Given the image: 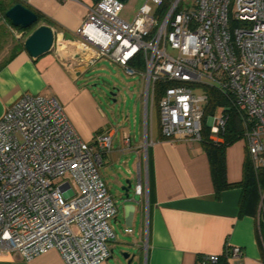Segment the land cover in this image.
Segmentation results:
<instances>
[{
	"label": "built area",
	"instance_id": "built-area-1",
	"mask_svg": "<svg viewBox=\"0 0 264 264\" xmlns=\"http://www.w3.org/2000/svg\"><path fill=\"white\" fill-rule=\"evenodd\" d=\"M122 8L121 0H95L71 37L53 29L50 52L75 78L102 58L139 74L145 127L149 102H155L160 134L168 139L201 140L205 128L221 141L228 105L221 104L219 116L207 113L216 91L241 115L254 168L264 167V0H144L131 22L120 17ZM116 132L109 127L83 140L53 96L24 93L4 109L0 253L15 251L28 260L56 248L63 264L110 257L116 204L99 167ZM122 135L128 142L129 134ZM136 191L142 192L140 182ZM262 202L264 194L257 212L264 225ZM241 255L240 246L228 245L196 264Z\"/></svg>",
	"mask_w": 264,
	"mask_h": 264
},
{
	"label": "crops",
	"instance_id": "crops-1",
	"mask_svg": "<svg viewBox=\"0 0 264 264\" xmlns=\"http://www.w3.org/2000/svg\"><path fill=\"white\" fill-rule=\"evenodd\" d=\"M21 1L44 17L40 24L71 37L95 0ZM51 53L33 58L22 49L0 68V115L29 93L55 97L75 131L87 142L94 133L116 127L89 91L77 84L79 77L75 78ZM83 93L87 100L82 99ZM127 133L128 142L116 132L113 147L99 167L116 204L110 220L116 237L109 243L113 257L98 264H126L114 258V243L120 241L117 226L134 237L140 250L130 264H196L203 255L220 254L228 245L240 246L242 255L222 259L219 264H264V225L258 213L240 214L239 187L224 189L217 196L201 140L168 139L160 131L150 140L144 131L143 138L137 140ZM246 152L240 138L226 146L229 182L241 180ZM126 181L130 184L128 195ZM138 182L141 193L136 191ZM125 228L132 232L125 233ZM0 264H63V259L56 248L28 260L15 251L3 250Z\"/></svg>",
	"mask_w": 264,
	"mask_h": 264
},
{
	"label": "rangeland",
	"instance_id": "rangeland-1",
	"mask_svg": "<svg viewBox=\"0 0 264 264\" xmlns=\"http://www.w3.org/2000/svg\"><path fill=\"white\" fill-rule=\"evenodd\" d=\"M143 1H122L123 8L120 17L127 22H131L138 11L140 3ZM192 1L183 0V2H188V4H191ZM20 2L25 4L23 1ZM148 5L153 12L155 4L152 1H148ZM36 25H40V22ZM35 26L30 27L28 31L20 30L8 23L0 12V29L3 28V34H0V60L7 58L11 51L15 49L16 44L23 42ZM51 55L53 54L51 53ZM77 84L85 87L89 91V94L95 99L100 110L107 116L110 123L116 126L118 136H121L123 132H129L132 137L137 136V140H139L140 136L143 138L146 129L147 137L150 140L155 137L157 131H160L155 102L153 105L149 102L145 127L144 98L142 96L144 83L139 74H135L134 76L128 75L120 65L113 63L108 58H102L78 78ZM197 92H200V90ZM111 93L114 95L112 96ZM113 98L115 101H113ZM82 99L87 100L88 95L83 93ZM223 110V105L219 103L215 104V116L221 115ZM240 140L246 145L243 137ZM262 194H264V186L259 188L257 212L261 203ZM115 231L118 233L120 241L119 243H114V258L118 257L120 259V251H126L130 254H135L140 251L136 246L137 243H134V237L125 235L118 226L115 228Z\"/></svg>",
	"mask_w": 264,
	"mask_h": 264
},
{
	"label": "trees",
	"instance_id": "trees-1",
	"mask_svg": "<svg viewBox=\"0 0 264 264\" xmlns=\"http://www.w3.org/2000/svg\"><path fill=\"white\" fill-rule=\"evenodd\" d=\"M21 0H0V12L3 14L4 18L8 23L11 24L10 20L5 17L6 10L11 7L16 2ZM30 8L27 4H24ZM165 7L162 8V10ZM31 9V8H30ZM32 10V9H31ZM34 11V10H33ZM38 15V22L45 21L44 17L34 11ZM37 26V25H36ZM35 26V27H36ZM20 30V27H16ZM60 29V27H58ZM3 29V28H2ZM2 29H0V34H3ZM68 35V34H66ZM24 49L23 42L16 44L15 49L11 51L9 56L5 59L0 60V68L11 59L19 50ZM212 96L210 98L209 104L207 106V113H213L215 104H227L228 105V122L226 128L222 134L221 141H213L208 136V131L204 128L203 136L201 138L202 145L208 154L211 175L215 185L217 196L218 194L229 187H239L241 189V196L239 200V211L241 215H255L257 213V205L259 202V188L264 186V167L254 168L252 161L249 157L248 151L246 152L245 159L243 162V173L240 181L229 182L226 177V164H225V148L227 145L241 138L243 130V122L241 120V115L232 106L229 98H224L219 95L216 91H211ZM158 99V95L156 100Z\"/></svg>",
	"mask_w": 264,
	"mask_h": 264
},
{
	"label": "water",
	"instance_id": "water-1",
	"mask_svg": "<svg viewBox=\"0 0 264 264\" xmlns=\"http://www.w3.org/2000/svg\"><path fill=\"white\" fill-rule=\"evenodd\" d=\"M124 1V0H121ZM5 17L10 20L11 25L14 27H20L22 29H27L32 27L36 22H38V15L22 4L21 2H16L11 7H9L5 12ZM53 43V29L47 24H40L36 26L30 34L24 39L23 47L24 50L33 58H37L50 52ZM113 96L114 94L111 93ZM113 101L115 99L113 98ZM127 183V193L130 189V184ZM125 189V188H124ZM134 254H130L126 251H120L119 257L121 260L125 261L126 264H130ZM113 254L110 255V258Z\"/></svg>",
	"mask_w": 264,
	"mask_h": 264
}]
</instances>
